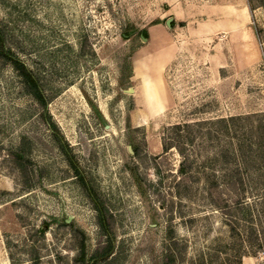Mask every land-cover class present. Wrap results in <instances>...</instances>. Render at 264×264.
<instances>
[{
    "label": "rangeland",
    "instance_id": "1",
    "mask_svg": "<svg viewBox=\"0 0 264 264\" xmlns=\"http://www.w3.org/2000/svg\"><path fill=\"white\" fill-rule=\"evenodd\" d=\"M0 26L58 128L0 60V264H264V0H0Z\"/></svg>",
    "mask_w": 264,
    "mask_h": 264
},
{
    "label": "trees",
    "instance_id": "2",
    "mask_svg": "<svg viewBox=\"0 0 264 264\" xmlns=\"http://www.w3.org/2000/svg\"><path fill=\"white\" fill-rule=\"evenodd\" d=\"M0 60L5 62L7 65H10L18 74V76L22 80L23 89L24 91L30 95L42 108L44 112V116L47 119V123L49 126L54 129L55 131L58 129L55 123L51 124L50 119L47 118V106H48V98L45 95V92L43 90V87L41 85V81L39 77L35 74L33 70H31L27 64L23 61L22 58L19 57V55L11 48V46L8 43L7 36L4 32V29L0 26ZM57 132V131H56ZM54 133L56 137L59 138L57 133ZM60 140V138H59ZM168 146L166 144L163 145L164 152L168 151ZM136 152V149H135ZM12 161L19 170L22 177L27 176V165L30 161V158L28 156V153L25 149V141L22 142V144L16 148L13 151L12 154ZM27 189H30L34 187L33 184H28L27 182H24ZM99 212V220L100 225L102 228L107 232V223H106V214L103 207H98ZM49 227V224H45L40 230L41 234H45L47 232V229ZM109 233V232H108ZM113 250H114V244L113 241H109V246L100 248L98 250V253L95 254L91 261L97 262L99 259H109L113 256ZM86 248L85 246L82 247V255H83V261H85L86 256Z\"/></svg>",
    "mask_w": 264,
    "mask_h": 264
}]
</instances>
